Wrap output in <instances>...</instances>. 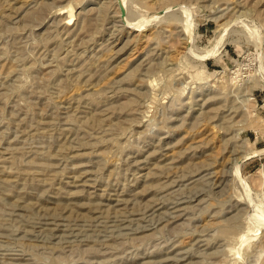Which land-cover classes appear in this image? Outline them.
<instances>
[{"label": "rangeland", "instance_id": "rangeland-1", "mask_svg": "<svg viewBox=\"0 0 264 264\" xmlns=\"http://www.w3.org/2000/svg\"><path fill=\"white\" fill-rule=\"evenodd\" d=\"M263 262L264 0H0V264Z\"/></svg>", "mask_w": 264, "mask_h": 264}, {"label": "water", "instance_id": "water-1", "mask_svg": "<svg viewBox=\"0 0 264 264\" xmlns=\"http://www.w3.org/2000/svg\"><path fill=\"white\" fill-rule=\"evenodd\" d=\"M119 7H120V11H121L122 13H124L123 5L119 3Z\"/></svg>", "mask_w": 264, "mask_h": 264}, {"label": "bare ground", "instance_id": "bare-ground-1", "mask_svg": "<svg viewBox=\"0 0 264 264\" xmlns=\"http://www.w3.org/2000/svg\"><path fill=\"white\" fill-rule=\"evenodd\" d=\"M199 69V68H198ZM202 68H200V70H201ZM199 72V71H198ZM203 72V71H202ZM196 75V74H195ZM200 75V74H199ZM202 75V74H201ZM263 264H264V262H263Z\"/></svg>", "mask_w": 264, "mask_h": 264}]
</instances>
